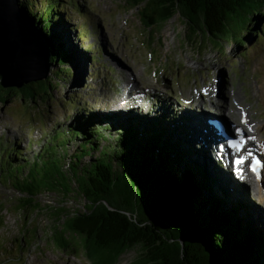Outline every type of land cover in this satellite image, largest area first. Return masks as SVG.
I'll use <instances>...</instances> for the list:
<instances>
[{
	"label": "rangeland",
	"instance_id": "1",
	"mask_svg": "<svg viewBox=\"0 0 264 264\" xmlns=\"http://www.w3.org/2000/svg\"><path fill=\"white\" fill-rule=\"evenodd\" d=\"M25 1L29 0H20L19 4ZM35 4L49 13L67 8L63 23L56 29H61L63 36L67 33L63 41L74 55L70 65L72 77L67 83L55 79L58 85L48 102H25L20 97L10 99L9 104L0 100V165L7 153L12 156L21 153L28 159L41 154L53 135L69 126L77 115L91 113L101 114L102 119L111 118L112 114L105 112L109 109L107 103L123 97L126 82L131 77L146 90L149 98L157 96V107H154L157 110L150 104L143 106L145 114L140 117L124 114L121 117L130 120L124 122L146 124L154 120V116L161 119L164 117L161 114L167 113L170 122L175 124L173 128L179 125L190 130L187 127L192 122L186 125L185 118L195 121L191 125L193 130L204 128L205 118L212 113L206 112V117L202 118L197 115L202 112L182 111L184 104L190 102L214 106V99L205 94L213 85V93L221 90L219 105L215 107L224 106L232 114L231 120L239 124V105L248 109L255 124L263 123L259 134L264 139V34L260 33V39L245 41V48L234 42L224 43V50L220 51L207 44V36L199 35L201 33L198 39L192 36L193 42L190 41L189 28L179 15L162 27L148 29L141 10L132 7L128 0H36ZM66 16H69L68 21ZM202 38L206 41L203 46L200 45ZM87 46L93 50H87ZM50 78H53L52 72ZM169 118L163 119L169 121ZM168 130L170 132L171 128ZM200 137L204 139L197 134L195 144L191 143L198 150L199 146L201 148L198 156H191V162L207 166L213 172L212 149L205 150ZM182 144L186 146L188 141ZM9 172L7 177L14 175V169ZM222 182L221 189L234 190V194L254 204L255 208L249 211L264 230V204L257 199H263L261 195L254 196L249 186L246 193H240L229 180ZM126 184L129 186L125 187ZM130 187V179L122 177L115 187L118 201H134V194H126ZM20 196L21 193L0 180V264H90L81 251L66 253L55 248L50 239L51 220L44 213H26L20 209ZM33 228L36 233L33 237L26 236L27 243H23L25 229Z\"/></svg>",
	"mask_w": 264,
	"mask_h": 264
},
{
	"label": "trees",
	"instance_id": "2",
	"mask_svg": "<svg viewBox=\"0 0 264 264\" xmlns=\"http://www.w3.org/2000/svg\"><path fill=\"white\" fill-rule=\"evenodd\" d=\"M35 1L22 2L20 7L51 44L53 78L23 90L4 89L0 83V100L4 104L17 97L25 102H48L58 85L55 79L67 83L72 77L70 65L74 55L63 41L67 33L63 36V31L56 29L63 23L67 8L49 13L37 7ZM128 3L141 10L148 29L164 26L179 12L189 27L188 39L193 42L192 36L198 39L201 33L215 50L223 51L224 43L233 42L245 48L247 42L264 34V0H128ZM68 18L65 17L67 21ZM202 43H206L205 39L200 44L203 46ZM85 48L93 50L90 46ZM153 119L146 125L124 122L130 120L120 116L102 119L91 113L77 115L69 126L53 135L41 154L28 159L21 153L13 156L7 153L0 165L1 183L29 195L41 189L68 193L76 185L89 198L98 199L101 190L117 187L122 177L135 179L136 173L144 187L151 190L149 202L165 214L172 228L181 234L192 229L186 256H191L189 247L194 245L198 248L194 251L200 255L193 256L196 261L264 264V230L249 211L255 208L254 204L234 194L235 191L221 189L223 177L211 174L207 166L191 162V156H198L201 150L191 145L195 143L184 131L178 126L173 128V122L155 116ZM175 139L188 141L187 147ZM9 169H14V175L7 177ZM28 204L22 202L19 207L26 208ZM68 226L83 233L88 231L77 221ZM26 236H32V232L25 230L23 243H27ZM54 241L66 253H77L80 249L58 232Z\"/></svg>",
	"mask_w": 264,
	"mask_h": 264
},
{
	"label": "water",
	"instance_id": "3",
	"mask_svg": "<svg viewBox=\"0 0 264 264\" xmlns=\"http://www.w3.org/2000/svg\"><path fill=\"white\" fill-rule=\"evenodd\" d=\"M178 15L188 27L179 12L174 17ZM52 59L48 38L24 14L19 1L0 0L1 86L23 90L28 85L49 80ZM133 176L131 189L126 193L134 194L132 203L118 201L115 187L103 189L100 198L91 199L73 185L68 193L41 189L34 195L21 194L19 206L27 202V207L20 209L26 213L46 214L53 224L50 239L54 247L57 248L54 237L58 232L70 244L79 247L78 251L90 264H213L202 259L196 261L193 256L200 255L194 251L198 250L194 245L189 247L191 256H186L192 229L177 233L165 214L157 210L151 200L149 202L150 188L144 187L136 173ZM74 221L88 231L83 233L69 227ZM25 230L32 235L37 231L35 228Z\"/></svg>",
	"mask_w": 264,
	"mask_h": 264
},
{
	"label": "bare ground",
	"instance_id": "4",
	"mask_svg": "<svg viewBox=\"0 0 264 264\" xmlns=\"http://www.w3.org/2000/svg\"><path fill=\"white\" fill-rule=\"evenodd\" d=\"M132 80H133V78H132ZM217 91V90H216ZM207 92H208V94H213V85L212 86H209L208 87V90H207ZM226 96V95H225ZM136 99H138V98H136ZM213 102V101H212ZM212 105H214V106H211L210 108H212V109H206V108H201V107H197V108H190L191 110H193L194 111V114H197V113H195V112H202V113H198L197 115H201V117L202 118H205L206 117V115H207V113L206 112H208V114L209 113H215L214 112V110L216 109V108H218V107H220V106H218V107H215V106H217V105H219L218 103H215L214 102V104H212ZM213 108H215V109H213ZM238 111H240V114H241V121L243 122V127L245 128V131H246V134L248 135V136H250V137H256L257 138V140H256V143H258V144H260V145H258V144H256V143H253V146H254V148L256 149V151L258 152V153H260V154H263L264 155V139H263V137L259 134V131H260V129L261 128H263V123H257V124H255V122L253 121V117H252V115L250 114V112L248 111V109L246 110V109H242L241 108V106L239 105V110ZM145 114V113H144ZM218 114V113H217ZM189 116L191 115L190 113L188 114ZM211 115V114H210ZM210 115H207V117L205 118V124H206V120L210 117ZM243 115H246L247 116V120H246V122H245V120H244V118H243ZM119 117V116H118ZM121 117V116H120ZM187 117V116H186ZM161 119H163V118H161ZM180 120H183V119H180ZM166 121V120H165ZM184 121H185V123H186V125L189 123V122H192V123H190L191 125L195 122V121H190L189 119H184ZM184 121H181V122H184ZM202 124H204V123H202ZM204 124V125H205ZM255 124V125H254ZM181 125V124H180ZM191 125H189L187 128L188 129H190V130H187L186 128H182V127H180L179 125H177L182 131H184L186 134H187V136L189 137V139H192L193 140V142L195 143V141H194V136H197V134H200V135H202L203 137H204V139L202 138V137H200L199 138V140H200V142H202L203 143V147L205 148V150L206 149H212V151L210 150V154L213 156H215L216 154H217V150H220V152H222V150H221V148H220V146H221V142L220 141H218L217 142V139L216 138H214L213 139V137H212V135L210 136V134H209V132H206V128H205V132L203 131V127L201 128V129H198V128H194V130L192 129V127H191ZM198 125V124H197ZM203 125V126H204ZM241 125V124H240ZM206 126V125H205ZM193 134H192V133ZM199 132V133H198ZM231 135L232 136H234V134H233V132L231 133ZM202 145V144H201ZM227 145V144H226ZM227 149H228V147H226ZM226 148H225V146H224V152H227L226 151ZM199 150H201V148H200V146H199ZM256 152V153H257ZM218 153H219V151H218ZM229 153V152H228ZM259 154V155H260ZM211 155H210V157H211ZM235 178H237V179H241V177L239 176V175H236V177ZM253 188H254V191L256 192V195L257 196H259V195H261V197L263 198V199H259V203L261 204V203H263L264 204V195H263V192H262V190H261V188H259V187H257L256 185H254V184H252L251 185ZM243 193H246V192H243ZM255 196V195H254ZM262 200V201H261Z\"/></svg>",
	"mask_w": 264,
	"mask_h": 264
},
{
	"label": "snow or ice",
	"instance_id": "5",
	"mask_svg": "<svg viewBox=\"0 0 264 264\" xmlns=\"http://www.w3.org/2000/svg\"><path fill=\"white\" fill-rule=\"evenodd\" d=\"M238 163H239V164H242V163H244V161L241 160V161H238Z\"/></svg>",
	"mask_w": 264,
	"mask_h": 264
}]
</instances>
